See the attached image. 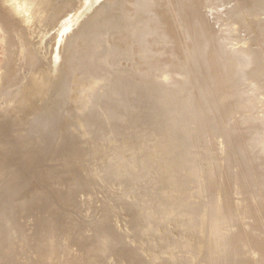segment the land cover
Returning <instances> with one entry per match:
<instances>
[{"label": "rangeland", "instance_id": "rangeland-1", "mask_svg": "<svg viewBox=\"0 0 264 264\" xmlns=\"http://www.w3.org/2000/svg\"><path fill=\"white\" fill-rule=\"evenodd\" d=\"M20 1L14 0L10 3L4 0L3 6L0 7V82L4 74L11 71L10 64L13 63L15 51L13 46L16 42L14 36L19 34L18 26L23 28L25 23L34 26L40 18L35 3L28 7L20 5ZM171 1L168 3L167 0H159V4L163 15L166 16L168 13V20L172 22V25L170 21L167 22L168 26H172L169 27L171 35L175 36L174 41L168 42L171 45L169 49L182 55L178 63L183 66H178L179 68L176 69L177 66L170 65L169 60L159 58L157 61L160 64L156 63L155 69L150 72L142 61L144 56L141 55L138 59L131 50L132 55L128 53L130 55L123 61V68L128 71V74L125 73L126 78L136 81L137 86L133 88V85L126 81L130 85L124 95L125 109L122 115L121 111L115 112L113 106L106 103L107 90H92L93 94L88 95L87 84H82L78 90L74 91L75 96L78 95L83 99V104H92L95 109L101 111L109 109L108 127L101 138L84 141L82 131L76 124L78 122L76 118L82 115L81 107L77 108L73 114L62 111L61 115L65 122L64 137L68 140L72 138L74 141L65 146L63 145L64 139L50 137L53 152H49L50 155L43 160L45 168L34 172L26 171L27 175L22 177L24 179L15 182L18 188L14 190V195L12 194L14 191L10 192V188L5 189L6 186L2 188L1 194H5L6 198L0 200V216L5 214L6 217L3 220L0 219L3 222L0 225V235H2L0 241L3 242L6 250L0 251V264H4L3 253L10 254L19 244L25 242L24 236L28 231L27 227L30 226L34 228L37 226L47 232L43 246L41 242L34 241L36 247L39 248V253L37 252L34 258L39 264H73L76 262L80 257L65 255V249H74V239L77 236L99 255L102 251L98 248L103 246L110 248L111 253L106 264H119L118 257L123 246L126 248L130 246V250L132 247V252H136L141 262L147 261V252L136 248V242L131 237L133 232L125 226L124 213L132 207L136 210L147 207L150 209L146 212L147 216L151 218L152 209L158 211L162 208V213L166 215V218L159 223L156 234L160 244L166 245L163 242H166L164 239L168 238L166 234L170 230H179L182 222L184 226L191 227L190 222L184 220L181 222V219L178 222L169 221L173 212L179 211L182 216L192 214V211L184 207L181 199L179 201L178 198L173 202V196L177 198L179 195L176 192L177 188L186 186L185 177L189 178L190 182H197V185H206L210 179L213 180L214 187L206 192L205 201L211 208L212 195H216V201L221 206V212L224 213L222 214L225 216L231 214L234 218L230 220V223L236 233L241 235L240 246L237 249L231 248L227 252H221L220 257L229 256L228 264H264V250L254 249L255 244L253 245L252 241L254 238L264 240V197H262L264 183L262 184L261 180L264 168H260L261 166L257 168L255 164H252L253 161L247 151L249 145L247 143H250L248 142L249 133L242 135V131L246 128L253 130L258 134L256 135L257 140L264 143V128L255 126L248 128L249 124L245 121L252 120L250 117L254 118V114H259L264 119V0ZM69 6L70 2L67 8ZM175 26L182 28L179 27L178 30ZM33 31L35 33L33 29L27 35L33 37ZM180 31L185 34L189 31L190 34H183L187 37L184 38L185 36ZM196 32L198 35L201 34L202 44L200 45H197L199 36ZM27 35L25 31L22 33L25 38ZM129 43L131 44L130 41ZM224 46L226 48L229 46L231 49L229 53L237 52L241 55L238 57L237 66H240L244 59L245 62L246 60L247 63L250 62L247 64L249 68L245 65L247 68L244 67L246 69L243 71L242 66L244 65L242 64L245 63L243 62L242 66L236 67L237 74L233 72L232 67L227 72L224 66L227 62L224 63V59V61L219 59L217 53V49L223 47L224 50ZM153 49H157L156 53L160 52L157 46H153ZM163 49L166 52L169 51L167 48ZM224 51L221 52V56L227 57L226 61L236 59L234 57L238 56L236 53L235 56L231 54V57L228 48ZM244 56L247 58L245 59ZM162 62H167L164 73L158 70ZM168 71L170 74H165ZM241 72L244 74L242 75ZM245 77L249 78V82L245 80ZM9 81L12 80L4 82L0 87V116L5 115L6 121L9 119L8 122H1L0 131L7 129L10 132V145L5 143L2 147L5 148L6 157L15 156L13 161L10 160V165L20 168L24 157L29 156L30 153L36 155L39 146L29 143L30 136L22 135L21 130L29 124V118L25 116L22 118L14 113L19 108L20 102L10 101L9 96L6 95L5 92L10 88ZM150 84L154 86L151 87ZM238 85L244 91H238ZM232 94L237 95L238 98L244 94L245 100L243 101V98L238 101L236 96L232 97ZM180 100L188 101L186 108L189 116L188 123L194 133L201 134L198 143L203 144L206 141L209 144L211 155L207 159L200 158L199 162L193 159L194 151L188 141L191 137V130L179 125L180 120L178 121L176 110H173L174 105H177ZM47 110L51 109L47 108ZM56 115L53 113L51 116ZM230 118L234 119L231 121ZM212 122L219 128L218 131L221 133L219 139L215 138ZM231 122H234L232 126ZM53 126L51 121L42 129L50 135ZM247 129L245 133L249 132ZM246 140H248L247 143H245ZM183 150L189 155L184 152L181 155ZM206 166H209L212 173L210 176L213 177L207 181L201 176L198 179L196 177L198 170L201 168L206 170ZM257 173H260L258 174L260 179ZM12 180H14L13 177H9L7 182L11 183ZM195 191H190L185 197L187 199L192 196L197 198L198 193ZM96 204L106 212V215L103 218L100 217L97 222L99 231L94 227L95 220L99 217L96 213ZM253 209L259 216L252 213ZM209 212L213 214L214 210ZM201 215L199 214V217ZM218 222L219 220L217 224ZM204 225L211 230L210 222L206 221ZM150 227L151 225L146 226L147 229ZM177 236L167 241L179 250L184 249L185 251H180L176 255L175 263L182 260L186 253L191 255L196 253L193 241L187 240L186 236ZM200 243L203 244V242ZM27 256L28 253L24 251L19 258L25 259ZM207 262L208 260H204L203 256L197 255L193 263L187 264H207Z\"/></svg>", "mask_w": 264, "mask_h": 264}, {"label": "bare ground", "instance_id": "bare-ground-1", "mask_svg": "<svg viewBox=\"0 0 264 264\" xmlns=\"http://www.w3.org/2000/svg\"><path fill=\"white\" fill-rule=\"evenodd\" d=\"M3 1L4 0H0V7L3 6ZM9 1L11 3L14 0H7V2ZM69 2H70V6L69 8H67ZM32 3L36 4L37 7L36 10L40 14L39 16L40 18L38 20L39 22L34 26L32 24L26 25V23L24 22L25 27L22 28L18 26L17 23L12 21V23L16 24L19 27V34H16L14 36V39L16 40L15 45L13 46L15 48L14 60L13 63L10 64L11 69L8 67V69H10L11 71L7 73L5 72L6 74H4L3 80L1 78L0 87L1 85L3 86L4 82L6 83L8 82V80L10 79L12 80L9 81L10 88L5 93L6 95L9 96L10 101L14 100V102H20L19 108H17L14 111V113L16 115L22 116V118L23 116L29 118V124H30L25 126V129L21 130L22 135L25 134L27 137L30 136L31 140L29 143L37 144L39 146V151L36 155L35 153H30L28 154L29 156H25L20 168L11 166L10 160L13 161L15 159V156L10 155V158L6 157L5 148L2 147V144L5 143L7 145H10V132H8L7 129L6 130L1 129L0 131V196H1L0 200L6 198L5 194L4 195L1 194V191L3 190L2 189L3 186H6L5 189L10 188V192H12L18 188L15 182L17 180L24 179L22 177L27 175L25 173L26 171L34 172L37 169L43 170L45 168L43 164V160L50 155L49 152H53V150L51 149V142L49 139L50 137L58 138L59 140L64 139L63 145L65 146L71 144L74 141L72 138L68 140L66 137H64L65 122L63 116L61 115L62 111L73 114L75 113V110L77 108L80 109L81 107L82 115L76 118L78 121L76 124H78V127L82 131L81 135L84 141L88 142L91 138L93 139L101 138V136L104 134L106 128L108 127V122H110L109 119L110 117L108 116L109 109L105 111H101L99 109H95L92 104L89 103L83 104L82 102L83 99L78 95L75 96L74 94V91L78 90L79 86H81L82 84H87L88 95L93 94L92 90L95 91L98 89L107 90L108 97L106 99V103L113 106V110L115 112L121 111V115H122L125 109L124 95L125 93H127L126 91L128 90V86L130 85L127 84L126 81H128V83H131V85H133V88H136L137 86L136 81L133 80L130 81L125 76V73L128 74V71L124 70L123 61H125V59L128 58V56L130 55L128 53H131L132 55V51H133L135 57H137L138 59L141 55L144 56L142 61L144 62V65L147 66V69L150 72H152L155 69L156 63L160 64L159 61H157L159 58L169 60L171 62L170 65L177 66L176 69H178L179 68L178 66H180L178 63V59L182 58V55L180 53L177 54L175 51L169 49V46L171 45H169L168 42L174 41L175 36L173 37L170 33L171 30L169 27L172 25V22L168 20L167 12H166L167 14L165 13L166 16L163 15V11L160 8L159 0H21L19 2L20 5L22 6L26 5L28 7ZM14 20H18V19L14 18ZM168 21L171 22L170 26L167 25ZM19 23L21 24V22H18V24ZM181 24L183 25V23ZM179 27L182 28L181 26ZM179 27L176 28L179 30L180 29ZM183 27L185 28V26ZM33 29H35L36 35L33 31V37H30L29 35H27V33L28 34L31 33ZM24 31L25 34L27 35V38L22 36V33H24ZM180 32L182 33V35L185 34L183 33V31ZM187 33H189V31ZM198 36L199 38L197 45H200L202 44L201 34ZM184 38L187 37L185 36ZM129 41L131 42V44L129 43ZM128 46L131 49L128 48ZM153 46L159 47L160 52L156 53L157 49H153ZM186 46H188V44ZM224 47L225 49L228 48V53L231 51V49H229V46L227 48L226 46ZM163 48H167L169 49V51L166 52L165 49ZM220 49H222V51H224L225 49L223 50V47L219 48L217 49L218 50L217 53L219 55V59L220 58L221 60L224 59L225 60V61L223 60L224 63L227 62L224 65L227 69V72L232 67L233 72L237 74V72L235 71L237 70L236 67H240L242 65H244L242 66L243 67L242 70L245 71V69L248 67L247 64H249L250 62L247 63V60L245 62L243 59V61H241V64L243 62H245L246 64L244 63L242 65L240 64V66H237L238 65L237 63H239L238 57H240L241 55H238V53L236 52L238 55L236 57L235 56L236 53L234 52L229 53L230 56L231 54H234L235 57L234 56L233 57L236 59H230L228 57L230 60L226 61L227 57L221 56L222 51H219ZM166 66H167V62H162V64L158 68L159 72L164 73ZM181 66L183 65L181 64ZM8 69L7 71H9ZM239 70L241 71V68ZM241 73L238 74L241 75ZM165 74H170V73L168 71ZM243 74L244 72L242 73V75ZM246 79L247 82H249L248 81L249 78L245 77V80ZM230 83H232V81H230ZM234 83L232 85H234ZM150 86L153 87L154 85L150 84ZM251 86H253V84ZM242 89L243 88L239 86L238 91ZM235 93L236 92H234V94ZM234 94H232V97ZM234 96H236V100L238 101L244 98L243 97L244 94L243 96L239 95L240 96L239 98L237 97V95ZM244 100L245 98L243 99V101ZM235 103L238 102L236 101ZM187 104H188L187 100H180V102H178L177 105H174L173 110H176L178 121L180 120L179 125L183 128L187 127L189 130H191V126L188 123L189 116L186 112ZM47 108H50L51 110H47ZM233 108L235 107L233 106ZM53 113H56L57 115L55 117H52L51 115ZM254 115H255L254 118L252 116L250 117L252 118V120L250 119L245 120V118L243 119L246 121V123L249 124L250 127L248 126V128H251L252 126H255L256 128L258 127L264 128L263 116H259V114H254ZM185 117H187V119H185ZM8 121H6L5 115L0 116V124L1 122H8ZM51 121L53 122L54 126L51 134L48 135L43 131L42 127L46 126ZM232 123L234 124V122H231L230 124L231 126ZM212 127L215 138L219 139L221 133L218 131L219 128L217 127V124L212 122ZM244 131H242L243 133L241 132L242 135L249 133V137H248L249 141L246 140L245 143H247V141L250 142L247 143L249 144L247 151L249 153L250 159H252L253 161L252 164H255L257 168L261 166L260 168L263 169L264 143L260 140H257V136H256L258 135L257 132L253 130H249V132L246 131L247 133H245ZM200 135H201L200 133H194L191 130V137L190 140H188L194 151L192 153L193 159H195V161L197 162L200 161L199 160L200 158L207 159L211 155L209 144L206 141H204V139L202 140V143L204 141L203 144L198 143V139ZM183 152L189 155V153L185 150L182 151L181 155H183ZM20 157L23 158V156ZM206 167H207L206 170L205 168H201L198 170L197 172L198 175L196 176L198 179L201 176V177H205V181H207L211 177H213L210 176V174L212 173L209 170L210 169L209 166ZM258 174L260 173H257V175ZM9 177H13L14 179L11 181V183L7 182ZM257 177L259 178V175ZM263 179H264V175L263 177H261L262 184L264 183ZM184 180L187 181L186 186L177 188L176 192L179 195L177 196V198L175 197V195L173 196V202L178 200V198L179 201L181 199V202L184 203V207L192 211V214H186L182 216L181 213L179 214V211L177 213L173 212L171 214V217L169 218V221L178 222L181 219V222L183 220L186 222H190L191 227L184 226L182 222V225L179 226V230L177 229L170 230L166 234V237L168 238L164 239L166 242L163 243H166V245H163L160 244L158 240V236L156 234L159 223H161L162 220L166 218V215L164 216V214L162 213L163 209L162 208L158 209V211L156 210L154 211L152 209L153 216L151 218H148L147 216L146 212L150 211V209L147 207H144L140 210H136L133 207L128 209V212L124 213L125 226L128 230H131L133 232L131 237L134 240V242H136V248L145 250L148 254L147 255L148 257H147V261L141 262L139 256L135 254L136 252L135 251L132 252V247L130 250L129 249L130 246H128L129 248L123 246L122 252L118 257L119 264H142V263L144 264L146 262L148 264H187V263H193L194 258L197 255L203 256L204 260H208L207 264L229 263L230 257L227 255L225 257H220V253L227 252L231 248L237 249L240 246V240L242 238L241 235L236 233V230L232 227V224L230 223L231 222L230 220H234L232 215L230 214L228 216H225L223 215L224 213L221 212L222 209L221 206L216 201V195H212L213 205L211 208L210 205L205 201V197H206L205 194L207 191L212 190V188L214 187V181L210 179V182L206 185L204 184L197 185L198 184L197 182H190L189 178L187 177H185ZM192 190H196L195 192L198 193L197 198H193L192 196L191 198L187 199L185 195H187ZM12 194L14 195L15 191ZM262 197H264V195ZM202 202H204V204ZM95 208H96V213L99 217L95 220L96 224L94 227L97 231H99V226L97 222L99 221L100 217L103 218L104 215H106V212L102 211L98 204H96ZM210 210H214V213L211 214L209 212ZM253 211L252 213L256 214L255 209H253ZM199 214H202L201 217H199ZM256 215L259 216V214ZM5 217H6L5 214H2L0 216V219L3 220ZM217 220H219L218 224H217ZM260 220L262 221V219ZM206 221L208 223L209 222L211 223V230H208V226L204 225ZM2 224L3 222L0 221V225ZM148 225H151L149 229L146 228V226ZM27 228L28 231L25 233L24 236L25 242L23 244H19L15 248L16 250L10 252V254L9 253L2 254L4 264H8V263L9 264H39L38 260H35L34 258L36 253L37 252L39 253V248L36 247L34 241L41 242L42 243L41 246H43L44 237L47 232L45 230L39 229L37 226L35 228L34 226H30ZM230 233L232 234L229 236ZM177 235L186 236L187 240L190 239V242L193 241L196 246V253L194 255L186 253V256H184L182 260L177 261L178 259H176L177 262L175 263L174 258H176V255L179 254L180 251L182 252L185 251L184 249L179 250V248H177L174 244L169 243L167 241L172 240V238L175 236L178 237ZM0 238H2V235H0ZM252 241H253V245L255 244L254 249L264 250V240L254 238ZM200 242H203V244H201ZM73 246L74 249L73 248L65 249V255L72 257L77 255L80 257L73 264H106L107 258L111 253L110 248H105L103 246L102 248H98L102 251L101 255H99L98 252H96L94 249L89 248V246L87 247L86 243H84L81 239H79L78 236L74 239ZM0 247H3L2 249H0L1 252H4L6 250L4 248V244L2 241H0ZM24 251L28 253V256L25 259H20L19 256Z\"/></svg>", "mask_w": 264, "mask_h": 264}]
</instances>
